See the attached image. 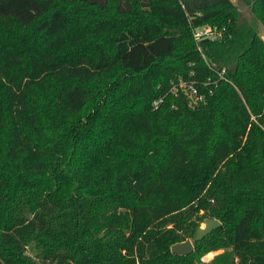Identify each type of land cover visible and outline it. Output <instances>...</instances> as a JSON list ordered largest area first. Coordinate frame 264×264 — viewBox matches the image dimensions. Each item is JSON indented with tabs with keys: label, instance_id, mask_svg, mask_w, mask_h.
<instances>
[{
	"label": "trees",
	"instance_id": "1",
	"mask_svg": "<svg viewBox=\"0 0 264 264\" xmlns=\"http://www.w3.org/2000/svg\"><path fill=\"white\" fill-rule=\"evenodd\" d=\"M237 3L0 0V264H264V0Z\"/></svg>",
	"mask_w": 264,
	"mask_h": 264
},
{
	"label": "built area",
	"instance_id": "2",
	"mask_svg": "<svg viewBox=\"0 0 264 264\" xmlns=\"http://www.w3.org/2000/svg\"><path fill=\"white\" fill-rule=\"evenodd\" d=\"M223 27L217 28L215 26L203 25L199 27H195L192 29V37L195 42H198L202 39L208 40H215L221 37L223 33ZM198 51H200L199 46H197ZM201 54V53H200ZM202 58L203 55L201 54ZM225 68L222 67L217 70L216 74L218 79L226 80L227 78L224 77ZM191 74H188L186 78L178 77L174 82H170L169 92L171 94H177V92H181L185 94L189 99V104L194 105L204 101L205 94L203 92H199L197 89V82L190 77ZM230 82V81H229ZM209 83H213L216 85L215 81H210ZM206 83L204 82L203 85ZM211 92V89H208V93ZM162 96H158L152 100L151 106L156 108L162 101Z\"/></svg>",
	"mask_w": 264,
	"mask_h": 264
},
{
	"label": "water",
	"instance_id": "3",
	"mask_svg": "<svg viewBox=\"0 0 264 264\" xmlns=\"http://www.w3.org/2000/svg\"><path fill=\"white\" fill-rule=\"evenodd\" d=\"M252 5V4H251ZM219 221L215 218H205L203 225L197 227L195 233L191 239H186L180 242H176L169 246V252L176 255H187L192 252L193 246L196 242L200 241L211 230L219 226Z\"/></svg>",
	"mask_w": 264,
	"mask_h": 264
},
{
	"label": "rangeland",
	"instance_id": "4",
	"mask_svg": "<svg viewBox=\"0 0 264 264\" xmlns=\"http://www.w3.org/2000/svg\"><path fill=\"white\" fill-rule=\"evenodd\" d=\"M231 1H232L234 4H238V3H237V0H231ZM238 5H239V4H238ZM244 10H245V8H244ZM244 10H242V12H243V17L246 18V19H248L249 16H248L247 12H245ZM255 25H256V30H257V33H258L259 37L264 41V28H263V26L260 25L258 22H257V23L255 22ZM200 213H201V212H200ZM205 218H206V217H205ZM205 218H203V219L201 220V222H199L198 227H200V226L203 225V220H204ZM211 218H212V217H211ZM194 233H195V232H194ZM194 233H193V235H194ZM193 235H192V236H193ZM192 236L187 237V238H185V239H191ZM223 250L228 251L229 248L227 247V248H218V249H215V250H208V251H197L196 254H198V257H199V258L196 260L195 264H213V263L210 262L211 259L213 258V256H214V255H217V254H219V253H221ZM26 252H27V254H29V256H31V257H33V258L35 257V254H37V250H36L32 245H30V246L27 247ZM201 252H202V253H201Z\"/></svg>",
	"mask_w": 264,
	"mask_h": 264
}]
</instances>
